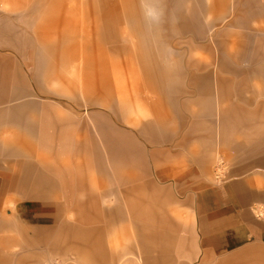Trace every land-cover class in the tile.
Segmentation results:
<instances>
[{"label": "rangeland", "instance_id": "1", "mask_svg": "<svg viewBox=\"0 0 264 264\" xmlns=\"http://www.w3.org/2000/svg\"><path fill=\"white\" fill-rule=\"evenodd\" d=\"M218 1L232 6L238 0ZM33 5H37L38 10L31 13L29 10ZM145 6L141 0H0V25L8 24L14 32H21L28 39L26 55L13 48L0 47V64L52 65L49 66L51 69L45 70L44 76L47 79L44 86L49 94L39 95L35 100L37 104L48 102L57 108L65 106L84 117L87 113L85 101H98L96 110L107 113L109 109L104 106L116 102L125 117L114 115L115 137L122 147L128 148L126 156L120 157L119 152L114 158L115 165L110 168L105 147L99 144L106 172L92 163L91 156L88 158L91 164L84 174L83 198L88 201L90 194H94L99 203L87 205V212L94 219L86 222L76 219L78 197L75 189V195L72 190L68 196L59 189L53 193L50 202L63 206L59 209L56 205L26 200L21 191L11 189L12 175L9 178L0 175V256L26 257L39 264H81L73 248L83 247V243L64 232L68 222L73 229L92 231L93 244L102 242L107 254L124 250L130 243L136 251L139 236L147 229L150 242L165 245L160 249L152 248L150 252L151 258L160 264H217L219 258L238 250L241 245L264 240V200L261 195L257 191L251 193L254 202L249 205L227 202L235 193L231 188L233 183L253 179L259 173L263 176L254 162L263 154L255 158L247 155L261 144L262 136L243 143V133L234 132L236 141L242 143L238 149L223 146L218 141L220 107L238 101L231 98L221 103L218 99L219 53L216 47H211L210 36L206 42L211 47L213 63L206 68L194 67L196 62L189 58L195 54L205 56L200 50L206 43H193L188 37L174 36L167 41H170L169 58L148 62L141 59L140 37L131 16L139 14ZM158 14L144 13L155 19ZM228 14L232 15V11ZM235 14L246 15L244 11ZM253 25L264 26V18L253 21ZM230 31L237 34L247 29L237 27ZM110 34L115 44L109 42ZM234 37L237 49L240 39L238 35ZM227 46L232 48L229 41ZM190 47H195L194 51L191 52ZM36 48L45 49L48 60L42 61ZM174 63L179 66L180 76L172 75L170 92L165 95L157 73ZM207 71L213 86L208 97L197 94L189 82L192 73ZM223 74L229 76L226 72ZM99 80L113 82L115 89L96 93L92 89ZM253 84L261 87L259 82L253 81ZM179 88L181 92H178ZM73 95L79 103L72 99ZM259 102L264 103V93L256 98L255 103ZM94 111L95 108L88 109L89 114ZM159 125L169 130V140H156L152 138L153 133L143 135L139 131L141 126L151 131ZM5 127L18 130L24 137L20 139L21 143L27 149L40 147L35 139H30L31 131L26 128L14 124ZM92 130L93 138L100 141L99 135ZM261 135L264 136V132ZM52 155L56 159L50 158L47 162L63 165L64 161L75 166L76 155L72 152L65 156ZM73 170L77 171L76 168ZM47 174L49 178L53 177L50 172ZM141 186L146 188L143 193L146 212L158 204L163 208L155 218H137L131 213L128 202L125 203L128 198L141 201L138 194H125L126 188L140 190ZM109 187L114 194L109 192ZM250 188L258 190L257 187ZM214 192L225 196L212 205L200 202L201 196ZM117 208L121 211L116 212ZM114 211L115 219L106 216ZM224 219L228 220L227 225L218 228L225 233L223 236L217 228L214 232L204 231V225ZM31 226L36 230L46 229L43 242L36 240ZM55 240L56 247L53 245ZM205 255L210 256L206 261Z\"/></svg>", "mask_w": 264, "mask_h": 264}, {"label": "crops", "instance_id": "2", "mask_svg": "<svg viewBox=\"0 0 264 264\" xmlns=\"http://www.w3.org/2000/svg\"><path fill=\"white\" fill-rule=\"evenodd\" d=\"M141 2L146 5L145 8L140 9L139 14L131 16V21L134 22L140 37L138 46L142 52L141 59L148 62L169 58L168 44L170 41L169 43L167 41L174 36L181 37V39L188 37L193 43L196 41H200L201 44L206 43L201 45L203 50H200L205 56L195 54L189 57L196 62V64L192 62L194 67L198 66L201 69L212 65L213 59L210 49L216 47L219 53L218 67L221 73L217 78L216 85L218 99L221 103H226L231 98L238 101L237 103H226L225 106L220 107L218 141L223 146L238 149L242 143L236 141L234 132L243 133V143L246 140L249 141L262 136V140L259 142L261 144L246 154L254 158L258 157L256 155L263 154L254 162H256L255 166L264 168V136L261 135L264 132V103H255L258 95L264 93V26L253 25V21L264 18L261 16L264 13V0H238L232 6L227 2L221 3L218 0H141ZM37 10L38 6L33 5L29 11L34 13ZM229 11H232V15L228 14ZM239 11H244L246 15H236L235 13ZM145 12L159 14L155 19L154 16L144 15ZM237 27L247 29V31H238L237 34L231 33L230 30ZM235 35H238L240 39V46L237 49H235V41H233V38H236ZM208 36H210V43H212L211 47L206 42ZM109 40H111L110 43L115 44L112 34H110ZM228 41L232 48H228ZM27 43V37L21 32H14L8 24L0 25L1 48H13L15 51L26 55ZM194 48L190 47V51H194ZM37 51L42 56L43 59L40 58L42 61L48 60L45 49L39 48ZM190 59L189 61H191ZM49 66L52 67L47 63H26L22 67L13 62L9 65L0 64V107L4 106L0 108V175L4 178H9L12 175L10 179L11 189L21 191L26 200H31L33 203H44L47 206L56 205L59 209H63V206L50 202L53 193L59 189L68 196L70 191L75 189L78 197L76 219L86 222L91 218L94 219V216L90 218L87 205L92 206L93 203L94 205L97 203L94 194H90L88 201L83 198L86 188L84 174L91 164L88 158L91 156L92 163L100 171L106 172L100 145L105 147L106 159L110 168L115 165L114 158L118 156L119 152L120 157L127 155V146L122 147L117 141L118 138L115 137L116 131L113 121L114 115L117 118L125 116L121 106L117 105L116 102L111 103L110 106H104V108L109 109L107 113L96 110L100 104L98 101H85L84 108L87 113L84 114V117L65 106L57 108L54 105H49L48 102L42 105L37 104L35 100L39 95L49 94L44 86L47 81L44 77L45 70L51 69ZM179 70L178 64L174 63L164 71H158L159 84L165 95L170 92L172 75L176 73L177 77L180 76ZM223 72L228 73L229 76H225ZM253 81L259 82L261 87L255 86ZM95 82L92 90L96 93L104 92V90L112 92L115 89L111 81L99 80L98 83ZM189 82L197 94H205L208 97L213 91L209 71L192 73ZM89 89L91 90V88ZM181 91L179 88L178 92ZM76 98L73 95L72 99L79 103ZM251 105L254 108H250ZM89 108H95L93 114L88 113ZM65 109L68 110L65 111ZM12 124L17 125L18 128H26L25 130L31 131L30 139H35L40 149H27L26 145L21 143L20 139H24V137L19 135L18 130L5 127ZM91 130L99 135L100 141L93 138ZM139 131L143 135L153 133L154 137L152 138H156V140H169L171 138L169 130L160 125L152 128L151 131L146 126H141ZM70 152L76 155L75 160H73L75 166H72L71 162L63 161V165H58L55 161L47 162V159H56L52 154L65 156ZM33 160L40 163L35 164ZM74 168L77 171H74ZM260 168L258 170L264 176L263 168ZM48 172L53 177L49 178ZM259 174H256L257 176L253 179L233 183L231 188L235 189V193L230 197L227 196L229 197L227 202H236L239 206L249 205L254 202L251 193L256 191L264 200V177ZM253 183L255 184L253 185ZM250 186L252 188L257 187L258 190H251V188L249 189ZM111 188L109 187V192L114 194V190ZM139 189L136 190L132 187L125 190L126 195L132 193L142 197L141 201H138L139 203L131 198L125 200V203L128 202L130 206L131 213L133 216L142 219L157 217L163 208L158 204L146 212L143 207V201L146 197L143 193L146 188L141 186ZM215 193H207V195L201 196L200 202L212 205L218 203L225 196ZM66 201L69 203L68 199ZM90 206L88 207L91 208ZM119 208L115 211H119L121 209ZM115 211L110 214L107 213L106 216L115 219ZM244 217L248 218V214H245ZM227 221L224 219L213 225H204L203 229L207 233H209L208 231L214 232L215 228L226 226ZM31 230L35 231L37 241L40 242L42 239L43 242L45 240L43 232L46 229L39 228L36 230L33 227ZM63 230L68 237L74 235L75 240L83 243V247L73 248L81 264H160L157 259L151 258L150 252L152 248L160 249L165 246L157 242H150V232L144 229L139 236L136 251L133 250V244L130 243L129 247L124 250L107 254L102 242L93 244L94 233L92 231L73 229L69 222L65 223ZM218 231L220 234L223 233L222 229H218ZM261 242L243 244L238 250L219 258L217 264H264V240ZM53 245L54 247L58 246L57 241ZM209 257V255H205V261ZM26 259V257L14 259L13 255L0 256V264H39L36 261Z\"/></svg>", "mask_w": 264, "mask_h": 264}]
</instances>
